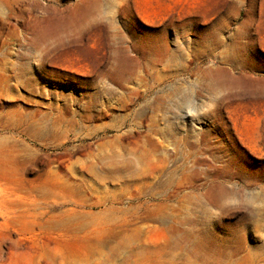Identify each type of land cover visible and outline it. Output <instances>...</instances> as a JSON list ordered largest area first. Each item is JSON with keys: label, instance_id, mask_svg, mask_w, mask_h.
<instances>
[{"label": "rangeland", "instance_id": "1", "mask_svg": "<svg viewBox=\"0 0 264 264\" xmlns=\"http://www.w3.org/2000/svg\"><path fill=\"white\" fill-rule=\"evenodd\" d=\"M0 264H264V0H0Z\"/></svg>", "mask_w": 264, "mask_h": 264}, {"label": "bare ground", "instance_id": "2", "mask_svg": "<svg viewBox=\"0 0 264 264\" xmlns=\"http://www.w3.org/2000/svg\"><path fill=\"white\" fill-rule=\"evenodd\" d=\"M128 46V45H127ZM45 47V46H44ZM129 50V49H128ZM131 50V49H130ZM136 54V53H135ZM128 60H130L131 61V59H129V58H125V60H124V64L123 65H121V66H119L118 67V71L122 74V75H125V78L128 76V74H130V72H128V70H126L125 71V67H124V65L126 66V64L128 63ZM131 67V66H130ZM127 68V67H126ZM123 69H124V71H123ZM124 73V74H123ZM149 90V89H148ZM147 90V91H148ZM141 91V90H140ZM144 94V93H143ZM142 94V95H143Z\"/></svg>", "mask_w": 264, "mask_h": 264}]
</instances>
